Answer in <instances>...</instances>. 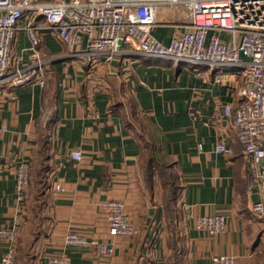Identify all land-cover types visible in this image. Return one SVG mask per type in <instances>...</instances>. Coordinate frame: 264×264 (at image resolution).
Listing matches in <instances>:
<instances>
[{
    "label": "crops",
    "instance_id": "1",
    "mask_svg": "<svg viewBox=\"0 0 264 264\" xmlns=\"http://www.w3.org/2000/svg\"><path fill=\"white\" fill-rule=\"evenodd\" d=\"M154 12L158 22L150 33L163 44L190 28V16L180 5L159 4ZM29 20L25 14L19 24ZM32 23L40 26L37 48L44 60L45 85L0 84V228L19 215L17 165L24 162L31 172L46 140L48 187L40 214H35L41 222L34 227L28 264H47L50 256L60 254L68 255L71 264H167L161 189L149 187L141 166L147 142L178 176L180 212L174 229L180 264H217L213 255H233L236 264H264V217L251 211L252 202L264 203V187L252 182L236 128L222 114L224 104L240 101L244 78L239 68L148 56L131 45L94 64L72 57L41 15ZM218 36L231 41L228 33ZM30 44L26 29L17 30L10 71L31 63ZM224 136L230 154L214 151ZM72 149L82 152L81 161L71 159ZM29 182L30 191L33 174ZM57 182L60 191L54 189ZM111 199L124 202L139 228L137 235L109 236L101 204ZM29 212L26 195L17 226L20 242L32 234L26 222ZM211 213L225 216L223 232L209 235L195 228L198 215ZM68 230L89 239H112L114 251L100 256L89 246H64ZM6 249L7 239L0 236V264ZM16 259L19 264L18 250Z\"/></svg>",
    "mask_w": 264,
    "mask_h": 264
},
{
    "label": "built area",
    "instance_id": "2",
    "mask_svg": "<svg viewBox=\"0 0 264 264\" xmlns=\"http://www.w3.org/2000/svg\"><path fill=\"white\" fill-rule=\"evenodd\" d=\"M159 4L180 5L190 16V28L172 36L168 44L161 43L150 33L158 22L154 7ZM0 10H3L0 15V84L20 86L35 82L45 85L44 60L37 48L40 26L32 23L36 15L43 17L46 27L55 30L72 57L89 58L94 64L100 58L111 60L123 45H131L148 56L203 63L212 68H239L244 78L239 90L240 101L236 106L224 104L222 114L236 128L252 182L264 187V0H0ZM25 14L30 20L21 26L19 20ZM21 28L26 29L30 38L31 63L10 71L11 45ZM218 32L228 33L230 43L221 40ZM214 151L232 152L226 136L215 144ZM70 157L79 162L83 154L79 149H72ZM28 185V167L20 162L15 170L19 215L10 225L0 228V236L7 239L3 264H15L17 226ZM54 189L62 190L59 182ZM101 206L107 212L109 236L131 238L139 233V228L125 212L122 200H107ZM251 211L264 217L263 201L252 202ZM194 226L215 235L225 230L226 218L220 213L198 215ZM63 244L89 246L100 256L114 251L112 239H89L74 230L66 232ZM211 259L217 264H236L233 255H213ZM47 264H71V260L66 254L52 255Z\"/></svg>",
    "mask_w": 264,
    "mask_h": 264
},
{
    "label": "rangeland",
    "instance_id": "3",
    "mask_svg": "<svg viewBox=\"0 0 264 264\" xmlns=\"http://www.w3.org/2000/svg\"><path fill=\"white\" fill-rule=\"evenodd\" d=\"M149 155V150L146 149L143 152V155L141 157V161H145V159L148 157ZM144 163V162H143ZM40 164L39 162L35 165V167L33 168V183L30 187V191H29V185H28V192H27V198H28V207L30 209L29 212V217L26 218V222H28V226L31 227V237L29 240H22V242H20V240H17V250L19 252V264H28V260L32 255V236H34V231H35V225L40 223V216L38 215L37 217H35L36 212L39 213V207L41 205V201L43 199V197L40 195V187L41 185L37 183L38 179H41V184H43V182L45 183V181L47 182V175L45 173V171L40 170ZM168 172L170 173V175L172 177H174V179H176V171L173 167H169ZM152 173H153V184H152V188L154 189L156 186H159L161 189V194H160V203L164 212L163 215V219H164V224L165 226H167L168 228V233H167V247H168V254L166 256V262L167 264H171L173 262V254H174V240H176L177 242V247H176V251L179 252V235L176 233V230L174 229V224H175V220L177 219L178 215H179V206L177 203V199H175L172 204L170 205V207L168 208L165 204V193L168 192V189L164 188L162 186V182L161 180V176H158L159 174V169L158 167H153L152 169ZM30 183V182H29ZM29 194V195H28ZM170 209V210H169ZM40 214V213H39ZM22 243V244H21ZM17 260V259H16ZM17 262V261H16Z\"/></svg>",
    "mask_w": 264,
    "mask_h": 264
},
{
    "label": "trees",
    "instance_id": "4",
    "mask_svg": "<svg viewBox=\"0 0 264 264\" xmlns=\"http://www.w3.org/2000/svg\"><path fill=\"white\" fill-rule=\"evenodd\" d=\"M146 148L149 150V155L148 157L145 159V161H141V166L144 172V177L147 180L149 187H152L153 184V173H152V169L153 167H158L159 169V174L158 176H161V182H162V186L166 189H168V192L165 193L164 197V201L166 206L169 208L170 205L172 204V202L177 199L178 197V193L180 191V185L178 182V176L176 173V179H174V177H172L170 175V173L168 172L169 167L172 166H168L166 164H163L155 155V153H153V145L149 142L145 143ZM47 154H46V140L45 137L42 139L41 142V147H40V170L45 171L46 167H45V163H43V160L46 158ZM29 172V179H30V175L33 174V170L28 169ZM38 185L40 184V195L42 196L44 193V190L48 187V180L47 182L45 181V183L43 182V184H41V179L37 180ZM170 210V209H169ZM174 254L172 256L173 258V262L171 264H180L181 262V257H180V253L177 252L176 247H177V242L176 240H174ZM16 252H17V243H16ZM15 261H16V254H15Z\"/></svg>",
    "mask_w": 264,
    "mask_h": 264
},
{
    "label": "water",
    "instance_id": "5",
    "mask_svg": "<svg viewBox=\"0 0 264 264\" xmlns=\"http://www.w3.org/2000/svg\"><path fill=\"white\" fill-rule=\"evenodd\" d=\"M119 43L121 44V41H119Z\"/></svg>",
    "mask_w": 264,
    "mask_h": 264
}]
</instances>
